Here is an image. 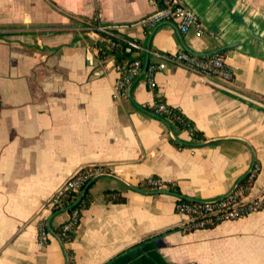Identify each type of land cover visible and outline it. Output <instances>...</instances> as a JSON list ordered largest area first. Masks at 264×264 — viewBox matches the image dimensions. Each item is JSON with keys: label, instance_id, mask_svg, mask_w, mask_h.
Segmentation results:
<instances>
[{"label": "crops", "instance_id": "obj_1", "mask_svg": "<svg viewBox=\"0 0 264 264\" xmlns=\"http://www.w3.org/2000/svg\"><path fill=\"white\" fill-rule=\"evenodd\" d=\"M177 1L199 15L201 36L182 35L174 21L144 28L156 0H0V264H69L68 251L74 264H264V208L187 232L175 194L135 189L155 176L190 199L214 200L257 162L250 197L264 194V0ZM96 12L148 50L219 53L234 78L170 62L155 90L142 72L129 96L115 98V56H99L92 32L74 41L70 27V16ZM156 100L204 139L189 145L190 130L147 110ZM91 167L107 173L95 179L76 238L67 244L51 231L41 243V221L55 228L69 217L53 214L50 200ZM107 190L127 201L108 202Z\"/></svg>", "mask_w": 264, "mask_h": 264}, {"label": "built area", "instance_id": "obj_2", "mask_svg": "<svg viewBox=\"0 0 264 264\" xmlns=\"http://www.w3.org/2000/svg\"><path fill=\"white\" fill-rule=\"evenodd\" d=\"M164 21H174L177 23L179 31L182 35L193 30L196 36H201L204 31V24L199 15L192 9L181 5L177 0H164L159 8L141 20V24L146 29H151ZM99 31L108 36L107 42L111 50L121 47V41H125L127 46L134 51L140 52L142 58H135L119 66L120 73L116 82L114 97L120 98L129 96L131 88L140 75L145 73L146 81L150 89H156L155 74L157 71L165 70L168 63H175L204 76L214 77L226 83L232 82L234 72L219 53L198 54L182 49L174 54L162 51H151L146 49L139 41L126 39L116 32L115 26L108 25L102 21L98 27ZM95 34L94 32H92ZM97 35V34H96ZM149 56L148 64L145 65V57ZM157 114H164L173 122L182 120L177 108L167 105L162 100H156L154 105L149 106ZM261 170V166L255 162L252 170L247 175L250 182H254ZM107 173L102 167H91L86 170H80L75 175L69 177L62 188L50 200V206L53 208L57 204H62L61 195L65 192L76 194L78 201L85 186L95 180L100 175ZM153 185H160L161 182L150 178ZM253 187V186H252ZM252 187L248 188L240 184H236L233 191L226 196L207 201L182 202L176 197L175 211L185 217L183 229L187 228H207L214 223H221L227 220H235L250 215L251 213L260 211L264 208V194L251 198L250 192ZM73 208V206H72ZM70 208L63 210L69 213L68 220L65 222L64 229L70 231L79 227L81 217L78 210L70 211ZM48 221H41L39 224V241L43 244L47 243L52 231ZM78 231V228H77ZM60 240L61 237H59ZM63 242V241H62Z\"/></svg>", "mask_w": 264, "mask_h": 264}, {"label": "trees", "instance_id": "obj_3", "mask_svg": "<svg viewBox=\"0 0 264 264\" xmlns=\"http://www.w3.org/2000/svg\"><path fill=\"white\" fill-rule=\"evenodd\" d=\"M157 3L159 5H162L164 0H156ZM71 17V24L70 27L76 32V36L74 38V41H77L80 39V33L82 34H87L90 32H94L95 34L98 35V37L100 38L99 40H94L92 43L93 45L99 49V56L100 57H106L107 55H114L115 56V60L116 62H118L120 65L132 61L133 58L131 56L132 51H134L133 49L129 48L127 46V43L125 41H121V47L115 50H111L108 42H107V38L108 36L102 32L99 31L98 27L99 24L101 22L98 12H96V14L94 15L93 18L91 19H87V18H83V17H77V16H70ZM64 27V26H61ZM66 27V26H65ZM67 28V27H66ZM2 34H0L1 36ZM87 37V35L85 36V38ZM124 37V36H123ZM89 39V37H87ZM126 38V37H124ZM129 39V38H126ZM128 59V60H127ZM147 110L159 117L162 118H167L164 114H157L153 111L152 108H150L149 106L146 107ZM179 110V109H178ZM180 111V110H179ZM179 116L181 117L182 120L180 121H176L174 122L179 128L181 129H188L190 130L191 134H192V142L189 143V145H194L195 143H198L200 141H202L204 139L203 134L198 131L194 124L192 123L191 120H189L181 111L178 112ZM180 146V144H178ZM88 168H84L82 169L83 171L86 170ZM152 179L154 180H158L161 182L160 185H153L150 182V179H146L142 182H140L138 184V186L135 188L138 191L141 192H159L162 191L160 190L162 186L167 188V191L175 194L177 197H179V201L182 202H195V200L190 199L188 197H186L185 195H183V193L181 192L180 188L171 183V182H163L160 179H158L157 177H152ZM95 180L93 181L92 185L88 188L87 192L85 193V195L83 196L81 202L72 208V206L76 203L77 197L76 194L74 193H68L65 192L61 195V200H62V204H57L54 206L53 208V214H57L60 211H63V209L66 208H70L69 210L72 212L74 210H78L80 217L82 218L84 211L89 208L91 206V204L94 202V195L92 193V187L94 185ZM241 185L246 186V187H252L253 186V182H250L248 180V177L246 176L244 179H242V181L240 182ZM104 197L108 202H113V203H125L127 201V198L125 196H123L122 194H120L118 191H112V190H107L104 192ZM218 223H214L212 225L207 226L208 227H214L216 226ZM50 228L52 227V225L49 223ZM65 223L55 227V228H51L52 231H54L58 237H61L62 241L64 243H71L77 235V228L72 229L70 231H66L64 229ZM195 228H187V232L194 230ZM69 254V264H74L73 261V256H72V252L68 251Z\"/></svg>", "mask_w": 264, "mask_h": 264}, {"label": "water", "instance_id": "obj_4", "mask_svg": "<svg viewBox=\"0 0 264 264\" xmlns=\"http://www.w3.org/2000/svg\"><path fill=\"white\" fill-rule=\"evenodd\" d=\"M186 49L189 51L188 48H186ZM193 53H194V52H193ZM198 54H199V53H198ZM148 60H149V56L147 55L146 62H145V65H146V66H147V64H148ZM254 163H255V162H254ZM254 163H253V165H254ZM253 165L251 166V168H250L248 174H249L250 171L252 170ZM248 174H247V175H248ZM93 181H94V180H92L91 182H89V183L85 186V188H84V190H83L81 196L79 197L78 201L73 205V207L77 206V205L81 202L83 196H84L85 193L87 192L88 188L92 185ZM232 191H233V190H232ZM232 191H231V192H232ZM231 192H230V193H231Z\"/></svg>", "mask_w": 264, "mask_h": 264}]
</instances>
